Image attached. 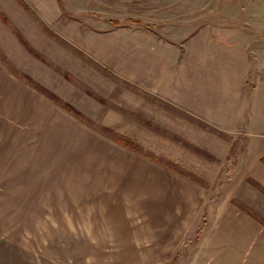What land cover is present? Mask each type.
Instances as JSON below:
<instances>
[{"label":"rangeland","instance_id":"1","mask_svg":"<svg viewBox=\"0 0 264 264\" xmlns=\"http://www.w3.org/2000/svg\"><path fill=\"white\" fill-rule=\"evenodd\" d=\"M25 2L0 0V55L83 120L42 134L7 76L0 264H264V0Z\"/></svg>","mask_w":264,"mask_h":264},{"label":"crops","instance_id":"2","mask_svg":"<svg viewBox=\"0 0 264 264\" xmlns=\"http://www.w3.org/2000/svg\"><path fill=\"white\" fill-rule=\"evenodd\" d=\"M238 51H241V49H235L236 53ZM220 59L221 58H218L217 73L222 75V77L219 78V80L220 79L227 80V78L229 76V72H230V77L228 78V80H230L231 78L235 79V77L238 75L239 72L243 73V70H246V72H247L248 64H247V60H246L245 56L242 57V55L239 54L238 57L237 56H233V57H228L227 59H221L222 62H221ZM206 60H207V57H205V56H203L201 58V62L202 63H205ZM206 64H208L210 67H214L215 66V64L211 60L207 61ZM227 65H228V67H227ZM11 72L12 71L3 63L2 59L0 58V136L4 137L5 133H4L3 130L9 128L10 127L9 125H11L13 123V120L16 119V116L11 113V109H10L8 104L13 105L14 108H15V104H17L19 107L23 108V106L18 101H14L13 97L8 94V89H11V86L9 84V81H8L9 78H7V76L11 77V83H12L13 86H15L18 89H19V87H22V91H23L22 96L26 97L28 99V101L30 103V107L32 108V110L35 111V113H37L38 115H40V117L42 119V124H41V126L39 128H40V130H42V134H44L46 129H48V130H50V129L53 130L54 129V130L61 131L66 136V130L68 128L63 123L68 119L67 117H70L72 119H75V118L73 116H71L68 112L63 110L62 108H59L58 110H55V116H53L51 113L46 114L45 112H47V109H45L44 106L40 105L41 102L37 101L38 99L35 96L34 92H36V94L38 96H40V97H42L43 94L40 93L39 91L35 90L34 88L29 86L28 84H26L17 75L14 76L13 75L14 73L13 72L11 73ZM30 96L32 98H36L37 100L31 101L29 99ZM202 96H204V95H202ZM39 105H40V107H39ZM32 110L30 112H32ZM9 112L11 113L10 116H8ZM23 113H24V109H23V112H22L20 118L23 117L22 116ZM225 113H227V110L225 111ZM211 114H213V115H211L212 116L211 118L212 119L215 118L218 121H220L222 118L226 117V114H223L220 111L211 110ZM75 120L80 122L78 119H75ZM24 123L27 124V122H24ZM17 127L18 126H15V128L13 130H15ZM25 128L28 129L29 126L26 125ZM12 134H13V131H12V133L9 136H12ZM19 134H21V137H23L25 134H27L26 136H28V132L24 131V130H22ZM19 134H18V131H17L16 132V137H18ZM157 164L161 165V167L163 168V172L164 173H169L171 171L175 172L171 168H169L168 166L162 165L160 163H157ZM175 173H177V172H175ZM177 174H179V173H177ZM180 175L183 176V174H180ZM185 176H183V177H185ZM187 179L190 180V181L188 180L189 182H191V181L193 182V180H191L190 177H188ZM157 184H158V179H157ZM239 211L241 213H243L241 210H239ZM245 215H247L249 217V215L247 213H245ZM252 218L253 217H251V219ZM256 222H258V221H256Z\"/></svg>","mask_w":264,"mask_h":264},{"label":"trees","instance_id":"3","mask_svg":"<svg viewBox=\"0 0 264 264\" xmlns=\"http://www.w3.org/2000/svg\"><path fill=\"white\" fill-rule=\"evenodd\" d=\"M16 2H18L19 4H22L24 7V9L26 10H31L30 7L26 4L25 0H15ZM0 19L3 20L4 22H6L7 24H10L11 21L10 19L6 16V14L3 13V11H0ZM24 43L26 42V40H24ZM1 56V55H0ZM1 59L3 61V63H5L7 66V62L5 61V59L1 56ZM8 68L15 74L17 75L20 79H22L26 84H28L29 86H31L32 88H34L35 90L39 91L40 93H42L44 96H46L50 101L55 102L56 104H58L63 110H65L66 112L74 115L75 117H77L78 120H83L81 118V115L78 114V112L68 103L65 102H60L59 98L57 96H55L53 93H50V91L48 89H46L45 87H42L41 85H39L38 83H36L35 81H33V79L24 73H20V72H15L13 71L10 66H8ZM116 141L120 142V144L122 143L124 146L127 145L126 141L124 140H120V139H115ZM128 146V145H127ZM138 151V150H136ZM161 163V162H160ZM194 180V179H191ZM247 213L249 216L252 217V215H250L248 212ZM256 220V219H255ZM258 221V220H256ZM259 222V221H258ZM262 225L264 226V224L262 223Z\"/></svg>","mask_w":264,"mask_h":264}]
</instances>
